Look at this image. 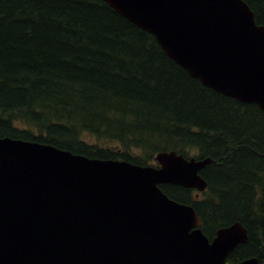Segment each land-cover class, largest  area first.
<instances>
[{
  "label": "trees",
  "instance_id": "1",
  "mask_svg": "<svg viewBox=\"0 0 264 264\" xmlns=\"http://www.w3.org/2000/svg\"><path fill=\"white\" fill-rule=\"evenodd\" d=\"M243 1L264 26V0ZM0 138L139 166L162 152L210 158L199 198L161 189L194 207L210 240L244 226L227 264H264V112L203 85L102 0H0Z\"/></svg>",
  "mask_w": 264,
  "mask_h": 264
},
{
  "label": "water",
  "instance_id": "2",
  "mask_svg": "<svg viewBox=\"0 0 264 264\" xmlns=\"http://www.w3.org/2000/svg\"><path fill=\"white\" fill-rule=\"evenodd\" d=\"M102 1L203 85L264 112V26L243 0ZM155 162L89 159L0 138V264H227L247 242L244 226L235 222L210 240L194 207L160 187L199 198L212 159L162 152Z\"/></svg>",
  "mask_w": 264,
  "mask_h": 264
},
{
  "label": "rangeland",
  "instance_id": "3",
  "mask_svg": "<svg viewBox=\"0 0 264 264\" xmlns=\"http://www.w3.org/2000/svg\"><path fill=\"white\" fill-rule=\"evenodd\" d=\"M92 142H94V141L92 140ZM152 165L156 166V165H157V163H156V162H153V163H152Z\"/></svg>",
  "mask_w": 264,
  "mask_h": 264
}]
</instances>
